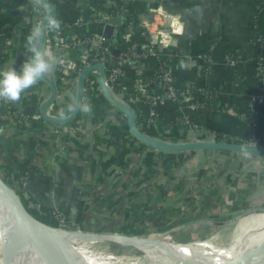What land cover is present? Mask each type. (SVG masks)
<instances>
[{
  "label": "crops",
  "instance_id": "1",
  "mask_svg": "<svg viewBox=\"0 0 264 264\" xmlns=\"http://www.w3.org/2000/svg\"><path fill=\"white\" fill-rule=\"evenodd\" d=\"M26 1L31 5L30 8L27 6V3L18 5V8H20L23 13L22 24H26L28 18V20H33L34 24L38 26L39 20L45 15V9L37 0ZM50 1L55 9L54 15L61 21V29L64 33L79 34L86 31H103L104 26L111 23L112 18L116 17L114 15L110 22L105 25L100 22L79 24L75 22L77 16L90 11V9L96 5V0ZM128 1L131 2V7L126 5L123 9L121 8L119 10L121 16L119 17L121 21L126 17L122 15L123 10H127L128 15H131V23L128 27L127 34L131 41L139 44V49H141L143 41L142 28L135 18L137 13L145 9L147 5L156 6L164 4L169 10L178 11L186 5L201 2V0H124L125 3ZM111 2L112 4L114 3L113 0H111ZM206 4H210L212 8L205 12L203 18L205 25L203 30H196L195 23L190 21L188 24H190L192 28L184 34H174L171 42L166 47L161 48L160 59L157 60L153 55L145 54L141 60L143 66L137 65L133 61H127L124 65L121 81L111 88V92L124 100L122 94L124 95L133 90L134 78L132 72L136 70L144 71L155 69L158 61L162 60L172 69V83L176 87L184 88L194 82L202 86L218 87L219 101L224 107L216 110L190 108L185 105L179 107L176 102L171 100L152 104L148 102L145 96H140L135 107L131 105L135 112L138 111L145 116H158L167 122H172L170 124L160 125L156 130L152 128L151 130L156 132L155 135L145 130L146 133L170 141H182L192 138H201L197 136L198 133H204L208 135L207 138H211L213 135L210 131L216 129L226 134H237L245 139L248 134V126L245 122V118L252 116L253 133L264 135V97L261 94V84L254 74L257 45L250 38L253 29L252 16L262 7L264 8V0H219L218 3L213 2V0H206ZM31 9L36 10L34 11V15H31ZM29 15L32 16V19ZM118 24H114L112 35L110 36L115 39V29ZM8 34L10 50L15 56L14 63L22 45L20 29L14 26L9 30ZM53 34L54 32L46 30L45 49L51 50L47 42L52 39ZM229 50H235L241 54V60L237 66H233L228 56H226ZM262 50V55L264 57V46ZM222 54L224 55L222 56ZM204 55L208 56L210 59L211 66L205 73H201V67L205 63ZM52 76L56 83L59 77L57 69L54 70ZM123 83L126 84V86H123ZM123 87H131V90L124 89ZM152 89L155 92H159L160 86L154 84ZM75 94L76 87L74 91H72V89L68 90V96L70 95L68 103L67 98L63 100L58 98L59 100H56L58 106L55 104L54 107L55 114H60L62 112L65 114L64 112L70 110L74 104ZM91 99H95L92 105L90 104L92 112L95 110V114L101 116V118L99 123L98 121L95 122L90 119V114L85 120L81 119V123L80 117L77 118L75 124H80L86 129H90L92 131V137L84 141L82 140L79 144L73 140L70 142L69 147L76 151L75 155L67 158L56 157L53 154L51 142L49 141V132L43 131L42 137L39 139L37 138L39 143L34 149L35 155L31 161V166L27 174V190L37 201L53 207L56 206L66 211H71L74 205L80 201L88 203V201L93 198V193L80 194L78 192V187H90L89 192H93L92 190L94 187L99 186L101 182L105 181L102 161L104 162L106 159H112V152H114L117 147L122 146V138L124 136H130L127 127L124 125V120H126L127 123L125 114L121 111L119 112L111 102L106 101L103 97L99 96V94ZM176 107L180 109V114L186 115L190 120L197 122L199 126L195 127L194 130H190L181 123H178V115L175 112ZM32 108L33 107L30 105L29 109ZM236 111L240 112V114H236ZM75 124L70 125L76 126ZM149 124L150 122H144V128H149L151 125ZM68 128L67 125H62L61 133ZM66 132L67 131H65V133ZM96 133L98 134L97 136ZM113 133L117 135L118 142L113 141ZM184 135H187V137H183ZM63 136L64 135L61 137L65 139L66 137ZM172 137L176 139L172 140ZM5 139L7 138L0 137V146ZM81 143L83 146H81ZM108 143L109 146H106ZM153 152L156 153L157 149L154 148ZM139 156L140 155L137 156L136 162L129 164L128 169L138 164L139 171L146 172L148 166L138 160ZM227 156L231 157V165L230 168L227 167L225 171H231L233 177L237 176L238 173V176L241 177L249 170L256 171L251 177V180L256 182L255 189L242 198V201L246 203V207L244 206L236 209L231 207V203L233 200L237 199V195L233 197L229 196V192L234 190V187L231 183L223 182L225 174L223 170L211 183L201 185L193 201V207H183L179 215L173 217L172 222L179 218V216H187L188 213L192 216V214L198 212V217L176 223L171 227L185 229L187 226L197 227L199 225V227H203V225H208L210 227L213 226V229L218 228L216 230H225L230 227V230H233L237 222L246 218L249 213L264 210V176L261 175L260 172L264 170V165L258 166L254 161L255 159L262 160L260 156L255 155L252 157L244 152L239 154H228ZM212 161L213 159L211 158V163ZM192 168L193 170L195 169L191 165L186 167L185 170L187 177L186 183L189 191L196 187L193 185L196 176L190 177V175L195 174V172H192ZM118 172H120L119 175H117ZM122 172L124 171L121 167L114 170V184L123 181L124 179L121 180V178L124 175L127 181L134 179L131 172L128 171L121 176ZM108 179L111 181L112 178L109 177ZM166 181L167 180L161 178L158 181L150 180L146 183L144 182L141 187L136 186L135 188L140 191L136 190L134 200L140 201L144 197L154 200L160 195L163 188L162 184ZM113 185H110L103 193L102 197L96 201V203L100 202L103 204L101 207L102 211H111L109 207L112 206L114 209L118 204L117 199L111 202L109 198L114 190ZM208 192L211 193V198H213L211 201L212 207L210 211L204 208L199 210L198 207L200 202L206 194H209ZM169 200L167 201L169 205H166L168 209L172 208ZM256 221L259 222V219L257 218ZM229 232H227V234Z\"/></svg>",
  "mask_w": 264,
  "mask_h": 264
},
{
  "label": "trees",
  "instance_id": "2",
  "mask_svg": "<svg viewBox=\"0 0 264 264\" xmlns=\"http://www.w3.org/2000/svg\"><path fill=\"white\" fill-rule=\"evenodd\" d=\"M23 3H27V1L0 0V29L4 30L6 34L14 26H17L20 29L22 38L21 46H23L24 49L20 58V64L18 65L17 69L21 67V62L27 60L31 55L27 50L25 39L26 36L30 33L31 28L28 24H22L23 13L20 8H18V5ZM126 5H129L131 7V2L128 1L125 3L124 0H117L116 3L112 4L111 0H96L95 6L101 10L113 12L115 10H120L121 8L123 9L124 7H126ZM27 6L30 8L31 5L27 3ZM262 8L252 16L255 26L252 29L251 38H254L257 33H261L262 35H264V8ZM85 14L87 16L88 12H85ZM130 23L131 15H128L123 18V20L116 26L115 29V37L117 41L116 45L123 51L127 50V45L132 42L130 38L126 36ZM4 40L5 34H1L0 43L3 44ZM80 51L81 47L71 50L72 55L74 56L78 55ZM228 53L234 56L236 59L241 58V54L239 52H236L235 50H229L226 54ZM223 55L224 54H222V56ZM7 57L8 53H0V61L7 59ZM261 62L264 63V58L261 59ZM210 64L211 62L207 56L205 63L201 67V73H205L211 66ZM132 73L133 78L140 77L144 81L147 80L151 86L155 84L154 81L159 77L158 75L160 74V72H158L156 69H148L140 71L139 73L134 71ZM255 76L259 80V82L263 79L261 73H258ZM191 84L195 87L199 86V84L196 82ZM122 85L126 86V84L124 83ZM201 87L208 93V96L205 101L199 102L198 108L204 110H216L224 107V105L219 101L218 87ZM123 88L131 90V87ZM85 93L91 95V90L86 88ZM97 94L108 101L101 92H98ZM96 95H92L91 98H94V96ZM122 97L125 98L126 94H122ZM94 100L95 99H91V105ZM133 106L135 107V104H133ZM0 107L4 112L10 115V119L15 120L16 124L20 126L24 125L25 122H27L28 126L31 128H43L47 124V121L42 118L39 112L37 115H34L32 112H26L27 120L24 121L23 118L11 116V107L7 108V106H2L1 101ZM175 112L178 115L177 122L187 127L182 123V116L178 107L175 108ZM236 114H240V112L236 111ZM80 115L81 114L78 113L72 121L65 125L69 126L70 124H75L77 118L80 117ZM100 118L101 116L95 114V110H93V112L91 111L90 119L95 122L98 121L99 123ZM2 121L4 123H10V121ZM136 122L142 130H146V132L152 133L153 135L156 134L154 130H156L158 126L172 123L167 122L166 120L158 116H151V120L148 121L151 124H149L150 127L144 128L143 123L147 122L146 116L140 114L138 111L136 112ZM245 122L248 126V134L246 140L249 141L252 140V123L248 120V118H245ZM124 123V125L127 127L126 120H124ZM194 123L199 126L197 122ZM152 128H154V130H151ZM210 132L217 139H226L228 137H231V139L234 141L242 140L241 136L237 134H226L216 129L211 130ZM67 134V132L64 133L63 137L67 138ZM97 135L98 134L96 133V136ZM256 135L264 142V135L259 133H257ZM197 136L201 138L208 137V135L204 133H198ZM183 137H187V135H184ZM171 139L174 140L176 138L172 137ZM38 143L39 142L37 137L33 135L15 136L4 140L3 144L0 146V174L8 184L21 185L23 183L22 181L27 177L28 171L31 166V161L35 155L34 149L38 145ZM121 143L122 146L117 147L116 150L112 152V159H106L104 162L102 161L105 181L101 182L99 186L94 187V189L92 190L93 192H89L90 187H78V192L80 194L93 193V198H91L88 203L80 201L79 203L74 205L71 211L63 210L70 217V219H68L70 227H78L82 230H90L94 232H116L128 235H144L152 231L166 230L176 223H181L198 217V212L192 214V216H190L191 214L189 215L188 213L187 216H179V218L175 219L172 222L173 217L179 215V213L183 210V207H193V201L201 185L211 183L212 180L217 177L223 170L225 173L223 182L231 183L234 187V190L229 192V196L233 197L234 195H237V199L233 200L231 203V207L233 209L242 208L244 206L246 207V203L242 201V198H244L247 193H250L256 187V182L251 180L252 175L256 172L255 170H249L241 177L238 176L239 173L237 174V176L233 177L231 175V171H225V169L227 167L230 168L231 165V157H228L227 155L239 154L243 152L224 149H188L180 151L157 149V152L154 153L153 147L137 140L131 134L129 137L124 136ZM81 146H83L82 143ZM106 146H109V143L106 144ZM246 154L252 157L255 156L249 153ZM138 155H140L138 160L148 166V170L146 172H140L138 169V164H135L133 168L128 169L130 163L136 162ZM211 158L213 159V164L211 163ZM260 158L264 161L263 156H260ZM191 165L195 168L196 180L193 181V185H195L196 187L189 191L186 183L187 177L185 170L186 167ZM119 167H121L124 171L122 172L121 176L129 171L134 176V179L127 181L125 180L124 175L122 178L119 177L121 178V180L124 179L123 181L114 184L113 173L114 170ZM260 172L261 175L264 176V170ZM119 174L120 172H118L117 175ZM109 177L112 178L111 181L108 179ZM161 178L167 181L162 184L163 188L158 197H156L154 200H150L149 198L145 197L140 201L134 200L133 195L137 190L135 188L136 186L141 187L143 182L146 183L150 180L158 181ZM110 185L114 186V193L116 195L118 194V204L114 209L112 208V206H110L109 209L111 208V210L113 209L114 211L125 213V216H130V220L115 217V215L113 214L105 215L103 213L105 211L101 210L103 204L100 202L96 203L97 199L102 197L103 193L108 189V187H110ZM131 187L133 189H131ZM125 189L132 192H130V194H128L126 197H123L124 194L122 193V191ZM194 189L197 190L195 191ZM18 192L20 193L22 202L31 214L48 224L58 226L57 218H55L54 214L52 213L53 206L39 201L38 206H36V199H34L32 196L24 195L21 190H18ZM113 195L114 194L109 196L111 202H114L116 200V196ZM211 196V193L204 196L198 207L199 210L201 208H204L207 211H210L212 207L211 201L213 199L211 198ZM168 200L170 201V205H172V208L170 209L166 208V205H169L167 202ZM90 219H93L92 222Z\"/></svg>",
  "mask_w": 264,
  "mask_h": 264
},
{
  "label": "built area",
  "instance_id": "3",
  "mask_svg": "<svg viewBox=\"0 0 264 264\" xmlns=\"http://www.w3.org/2000/svg\"><path fill=\"white\" fill-rule=\"evenodd\" d=\"M114 3L117 0H113ZM34 11L31 9V15H34ZM30 18L32 19V16ZM121 16V12L116 10L114 12H108L106 10H101L96 6H93L88 15L80 14L77 16L76 23H88V22H100L103 25L109 23L113 16ZM34 18V17H33ZM42 18V17H41ZM135 20L140 24L142 28V47L139 49V44L136 42H131L127 45V50H121L118 56L114 57L112 51L114 48L118 47L116 45V39L114 37H108L104 34L103 31H86L89 33H79L71 34L64 33L60 29L54 32L52 39L47 42L50 46L51 51L56 55V57L63 60L62 64L57 65L56 69L59 73V77L56 80L57 94L55 101H53L50 107L46 109V112L52 115H60L61 113L55 114L54 107L55 104L58 106L56 101L58 98L63 100L67 98V103L69 100L68 90H75L76 80L80 70L94 62H100L104 65V81L107 88L111 91V88L119 83L123 72L124 65L127 61H133L137 65H142V58L145 54L153 55L157 60L160 59V50L163 47H166L172 40L174 34H179L182 32L183 28V18L182 14L178 11L169 10L166 5H147L145 9L138 12ZM31 30L36 25L34 21H30L27 18V23ZM68 25V24H66ZM254 27L255 24L252 23ZM252 27V28H253ZM5 34L4 43H0V53H8L7 59L0 61V71L9 69L12 66V63L15 59L14 54L10 50V40L9 34L0 29V35ZM126 36L129 38L128 34ZM251 38V37H250ZM251 40L257 45L256 52V64L254 74L261 73L263 79L260 80L261 84V94L264 97V63L261 62L263 59L262 48L264 46V35L257 33L254 38ZM81 47V51L78 55H72L71 50L74 48ZM233 66H236L240 63V59H236L234 56L229 53L226 54ZM205 61L207 56H205ZM112 58L114 61L112 62ZM210 60V59H209ZM26 60L21 62V67ZM211 62V61H210ZM143 66V65H142ZM19 67V69L21 68ZM18 69V70H19ZM160 74L159 77L155 79V84L160 86V91L155 92L152 88L154 85H150L146 80H142L140 77L134 78L133 90L126 93L124 101L130 105L136 104L140 96H145L149 103L156 104L163 102L165 100H171L176 102L179 107L181 105L188 106L190 108H198L199 102L205 101L207 99L208 93L200 86H193L192 84L184 88L176 87L172 83L173 72L172 69L166 65L162 60L158 61V64L155 68ZM142 70H136L135 72L139 73ZM97 69L90 70L85 77L84 91L81 98V103L91 102V97L94 94L100 92L98 82H97ZM91 90V95L85 93V90ZM49 94V88L45 82L40 80L33 88L27 89L21 94V97L18 101L11 102L7 100L0 99L2 106H7L12 112L11 116L23 118L24 121L27 120L26 112H32L34 115L38 114V105L47 97ZM200 95V96H199ZM58 99V100H59ZM56 102V103H55ZM32 106V109H29V106ZM71 109V108H70ZM57 110V109H56ZM70 112H64L67 115ZM63 113V112H62ZM80 123L81 119L85 120L89 117V114H85L83 111H79ZM9 114L4 112L0 107V136L10 138L15 136H27L33 135L38 139L42 137V133L49 132V141L51 142V148L53 154L57 157L67 158L76 154L74 149H70V142L75 141L79 144L82 140H86L92 137V131L86 129L80 124L76 126H68V129H65L61 133L62 125L47 122L46 126L43 128H31L28 126L27 122L24 125L20 126L16 124L15 120L9 118ZM182 123L185 124L188 129L194 130L195 127H198L196 123L191 121L186 115L181 114ZM249 121L253 124V117L248 116ZM2 120L10 123H4ZM147 122L151 120V116H146ZM8 124V125H7ZM67 131V138L63 139L61 136L64 135ZM252 140L247 141L246 138H242L241 141L255 142L258 144H264V142L255 134H252ZM227 140H232L231 137L226 138ZM21 185L15 184L17 189L26 196H31L27 190V177L22 181ZM37 201V200H36ZM35 205L38 206V201L35 202ZM52 213L58 221V227L65 228L70 227L68 219L70 217L60 208L54 206Z\"/></svg>",
  "mask_w": 264,
  "mask_h": 264
},
{
  "label": "water",
  "instance_id": "4",
  "mask_svg": "<svg viewBox=\"0 0 264 264\" xmlns=\"http://www.w3.org/2000/svg\"><path fill=\"white\" fill-rule=\"evenodd\" d=\"M126 1V0H125ZM38 2V0H37ZM213 2L218 3L219 0H213ZM44 9L45 15L39 20L38 25H42L44 18L48 14H54L55 9L50 0H41L38 2ZM210 8V4H206V0H201L199 3L186 5L178 10L182 14L183 18V28L181 33H186L192 26H190V21L195 23L196 30L204 29V15L205 12ZM122 15L125 17L128 15L127 10H123ZM121 18L116 16L112 18L111 23L104 26V34L108 37L112 35V30L114 24L120 23ZM45 33L42 34V43H45ZM23 46L20 47L17 58L10 68H17L20 64V58L23 52ZM121 49L116 47L113 49L112 54L114 57L118 56ZM114 61V58L111 60ZM9 68V69H10ZM97 69V82L100 92L104 97L111 102L119 111L125 114L127 119V129L129 133L137 140L147 144L155 149L169 150V151H180L188 149H224L236 152H244L253 154L256 156L264 157V144H258L255 142L247 141H234L227 139H217L215 136L211 138H192L182 141H170L158 137H154L145 131H143L136 122V112L130 104L125 102L123 99L115 96L106 86L104 81L105 68L100 62H94L83 67L78 73L77 86L74 105L81 103L82 94L84 91L85 77L90 70ZM8 70V69H7ZM49 88V94L47 97L39 104L38 112L44 120L50 123H55L59 125H65L72 121L80 110H70L67 115H52L46 112V109L55 100L57 94V87L52 74L44 79H41ZM72 106V107H73ZM31 112V111H30ZM2 137V136H0ZM113 141L118 142V137L113 133ZM0 202L5 203L10 211V216L12 220L11 233L17 239L27 242L35 251L36 257L40 264H68L66 257L63 252V248L60 242L55 237V233L60 230H64L55 225L46 223L45 221L37 218L31 214L24 203L22 202L20 193L15 184H8L3 176L0 174ZM8 226V225H7ZM67 231V230H66ZM87 231V230H83ZM75 232V231H72ZM83 233H93L102 235L103 238H110L113 235H123V236H134L116 232L101 234L100 232H83ZM253 256L244 264H264V244H257L254 248H251Z\"/></svg>",
  "mask_w": 264,
  "mask_h": 264
},
{
  "label": "bare ground",
  "instance_id": "5",
  "mask_svg": "<svg viewBox=\"0 0 264 264\" xmlns=\"http://www.w3.org/2000/svg\"><path fill=\"white\" fill-rule=\"evenodd\" d=\"M261 222L259 227H255ZM11 224L9 208L5 203L0 202V264H40L33 248L27 242L12 235ZM226 235L232 236L231 240L229 239L231 243H222L219 246L213 242L214 237H211L212 242L211 238L172 241L159 235L110 237L122 245L135 246L156 264H170V261L177 264H244L253 256L251 248L255 250L257 244H264V221L257 222L252 217L243 218ZM55 237L63 248L68 264H136L137 262L136 259L126 255L89 249L86 244L103 238L99 234L60 230L55 233Z\"/></svg>",
  "mask_w": 264,
  "mask_h": 264
},
{
  "label": "clouds",
  "instance_id": "6",
  "mask_svg": "<svg viewBox=\"0 0 264 264\" xmlns=\"http://www.w3.org/2000/svg\"><path fill=\"white\" fill-rule=\"evenodd\" d=\"M60 27L61 21L54 14H48L42 25L32 28L25 38L27 50L31 54L29 58L19 70L10 68L0 71V99L18 101L23 92L36 85L41 79L50 76L57 65L63 63V60L56 57L51 50L45 49L42 43L44 30L56 32ZM77 109L85 114H91L92 111L89 103H78L70 110Z\"/></svg>",
  "mask_w": 264,
  "mask_h": 264
},
{
  "label": "rangeland",
  "instance_id": "7",
  "mask_svg": "<svg viewBox=\"0 0 264 264\" xmlns=\"http://www.w3.org/2000/svg\"><path fill=\"white\" fill-rule=\"evenodd\" d=\"M254 161L256 162V165H258V166L264 165L263 160L255 159ZM209 164H210V162H209ZM194 170L192 168L193 173L195 172ZM193 176H195V174L190 175V177H193ZM143 184H144V182H143ZM131 189H133V188L131 187ZM112 192H113L112 194H114L113 196H116L115 199H117L118 194L116 195L114 193V190ZM130 192H132V191L126 190V189L123 190L122 191V193L124 194L123 197H126L128 194H130ZM134 196H136V193H134L133 197ZM103 213L105 215L113 214V215H115V217H120L123 219L125 218L126 220H130V216H127V215L125 216V213H122V212L120 213V212L114 211L113 209L111 211L103 212ZM263 214H264V210H261V211L259 210V211L249 213L246 218L253 217L255 220H257V218H258L259 221L260 220L264 221V215ZM90 220L92 222L93 219H90ZM261 224H262V222L260 224L256 225L255 227H259ZM235 226H234V228H235ZM230 228L225 229V230H220V229L216 230L218 228L213 229V226L210 227L208 225H203V227H199V225L197 227L187 226V227H185V229L184 228L180 229L179 227H175V228L170 227L169 229H166V230L152 231V232H150L148 234H144V235L145 236L146 235H159V236L165 237L167 239H170L172 241H189V240H195V239H210L211 237L212 238L214 237V241L212 238H211L212 240H210V241L211 242L213 241L214 243L217 244V246H219L222 243H224V244H230L231 243L230 240H231L232 236L226 235L227 232L232 230V229L230 230ZM63 229H65L67 231L94 232V231H90V230L83 231L82 229H80L78 227H76V228L65 227ZM100 233L103 234L104 232H100ZM215 233H217V234H215ZM144 235H134V236H144ZM236 239H238V238H236ZM80 245L84 246V244H78V246H80ZM86 246L89 249L111 251L115 254L126 255L127 257L136 259V261H137L136 264H156L153 261H151V259L149 257H147L140 249L136 248L135 246H133V245H122V244L117 243L116 241H114L113 239H110V238L104 237L97 242L86 244ZM170 264H177V262H171L170 261Z\"/></svg>",
  "mask_w": 264,
  "mask_h": 264
}]
</instances>
